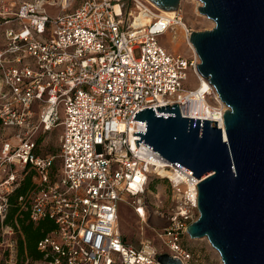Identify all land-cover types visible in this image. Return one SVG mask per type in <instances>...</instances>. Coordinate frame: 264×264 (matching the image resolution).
Wrapping results in <instances>:
<instances>
[{"label": "built area", "instance_id": "built-area-1", "mask_svg": "<svg viewBox=\"0 0 264 264\" xmlns=\"http://www.w3.org/2000/svg\"><path fill=\"white\" fill-rule=\"evenodd\" d=\"M151 8L147 0H0V264L17 261L22 234L5 220L26 177L31 189L17 200L19 213L55 226L37 243L42 259L33 264H159L163 253L192 264L182 242L198 218L199 181L144 140L136 148L133 133H144L145 122L132 117L147 108L167 117L155 108L177 105L182 117L223 129L226 107L198 75L197 56L160 44L175 21L147 22ZM188 73L209 87L201 95L213 100L209 118L188 114L196 92L185 88ZM56 127L57 153L42 154L38 138ZM152 178L171 190V209H154L156 220L147 210ZM120 203L153 233L138 247L121 235Z\"/></svg>", "mask_w": 264, "mask_h": 264}, {"label": "water", "instance_id": "water-1", "mask_svg": "<svg viewBox=\"0 0 264 264\" xmlns=\"http://www.w3.org/2000/svg\"><path fill=\"white\" fill-rule=\"evenodd\" d=\"M177 12L181 0H147ZM214 23L191 32L196 71L226 107L216 122L184 118L177 105L136 112L145 132L136 148H149L199 183L198 218L186 228L192 240L206 238L222 264H264V0H197ZM149 215L153 208L147 206ZM150 226L151 223L148 220ZM159 264H182L164 253Z\"/></svg>", "mask_w": 264, "mask_h": 264}, {"label": "rangeland", "instance_id": "rangeland-1", "mask_svg": "<svg viewBox=\"0 0 264 264\" xmlns=\"http://www.w3.org/2000/svg\"><path fill=\"white\" fill-rule=\"evenodd\" d=\"M19 3L24 0H13ZM197 0H181L179 9L175 13L176 17L182 20L188 32H204L214 27V23L203 15H200L198 8L202 6ZM153 13H156L151 8ZM160 44L168 49L169 52L181 55L185 58L192 59L196 56L194 49L188 41H184L180 47L174 51L168 42L167 36L159 39ZM188 81L185 88L194 89L197 84L191 73L187 74ZM208 104L213 105V100L209 99ZM0 132V140L2 139ZM59 127L53 128L38 138V143L42 148V154H56L58 148ZM147 204L153 209L163 213H168L171 209V190L168 183L160 178H152L147 186L146 192ZM154 213V212H153ZM118 224L123 239L130 245L138 247L142 238L152 237L153 233L141 224L137 215L126 203H120L118 206ZM184 247L192 256V264H222L216 250H214L206 238L192 240L188 236L183 239ZM155 246H159L157 241ZM164 254V253H163ZM17 264V261H16Z\"/></svg>", "mask_w": 264, "mask_h": 264}, {"label": "trees", "instance_id": "trees-1", "mask_svg": "<svg viewBox=\"0 0 264 264\" xmlns=\"http://www.w3.org/2000/svg\"><path fill=\"white\" fill-rule=\"evenodd\" d=\"M30 189L31 180L30 177H26L10 198L9 212L5 220L6 224L11 225L13 220H16L22 234V238L20 236L18 239L17 264H24L26 260H28V264H33L41 260L42 254L37 249V243L55 228L53 222L49 220H43L36 225L29 223L27 216L19 213L17 200Z\"/></svg>", "mask_w": 264, "mask_h": 264}, {"label": "bare ground", "instance_id": "bare-ground-1", "mask_svg": "<svg viewBox=\"0 0 264 264\" xmlns=\"http://www.w3.org/2000/svg\"><path fill=\"white\" fill-rule=\"evenodd\" d=\"M201 3L197 4V7L200 6ZM156 13L151 12L148 15L147 22L155 17H167L170 19H174V23L172 24L171 30L168 34L169 43L171 44L174 51H176L184 41H188V33L186 31V27L181 19H175L176 14L173 12H164L160 11L157 8H154ZM144 24V23H143ZM189 42V41H188ZM190 44V43H189ZM201 83V84H200ZM200 83L196 86V92L194 94V102H191L192 105L188 107L189 116H193L195 114L206 116L207 118L211 117L213 114V107L208 104L206 98L202 99L201 95L205 93L209 87L204 81H200ZM158 176L161 178H165L169 176V173L166 170L157 169ZM152 218L156 220V213H152Z\"/></svg>", "mask_w": 264, "mask_h": 264}]
</instances>
